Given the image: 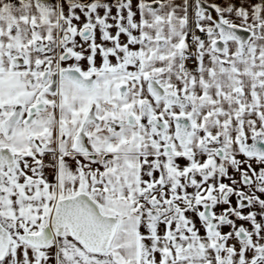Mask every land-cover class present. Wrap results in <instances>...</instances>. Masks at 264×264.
<instances>
[{
  "label": "snow or ice",
  "instance_id": "obj_1",
  "mask_svg": "<svg viewBox=\"0 0 264 264\" xmlns=\"http://www.w3.org/2000/svg\"><path fill=\"white\" fill-rule=\"evenodd\" d=\"M0 264H264V0H0Z\"/></svg>",
  "mask_w": 264,
  "mask_h": 264
}]
</instances>
